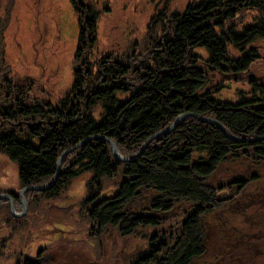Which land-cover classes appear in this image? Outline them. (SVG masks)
Listing matches in <instances>:
<instances>
[{
  "label": "trees",
  "instance_id": "trees-1",
  "mask_svg": "<svg viewBox=\"0 0 264 264\" xmlns=\"http://www.w3.org/2000/svg\"><path fill=\"white\" fill-rule=\"evenodd\" d=\"M69 1L79 16V35L74 80L61 105L30 98L36 89L27 84L34 78L15 79L10 65L3 57L0 61V75L5 76L0 89L22 90L8 97L9 90L0 100V153L16 164L20 188L0 193L10 195L19 212L22 189L50 185L24 193L27 213L22 217L12 214L7 199H0V230L8 232L0 234V264L13 263L8 245L29 229L32 215L41 221L48 208L56 209L59 225L69 222L66 207L71 206L84 213L80 221L88 223L85 233L99 251L110 231L129 243L138 237L146 241L132 249L126 264H197L210 250L208 217L236 203L254 179L216 186L211 181L220 167L232 158L264 165V79L250 73L261 58L256 46L264 42V0H201L168 17L164 8L149 24L152 42L141 63L108 58L95 68L87 59L96 42L98 14L85 0ZM246 12L257 16L244 28L242 20L235 21ZM8 21L0 20V42ZM209 73L227 82L245 79L250 97L218 101L222 85L207 88ZM180 116L173 131L157 135ZM105 139L127 158L147 145L133 162H122ZM85 175L91 179L84 196L67 204L66 195ZM108 183H115L114 193H108ZM140 191L157 196L136 213L128 207ZM183 202L194 207L188 215H177ZM161 224L174 231L163 239L150 237L148 228ZM125 246L116 264L123 262ZM14 264L39 263L19 253Z\"/></svg>",
  "mask_w": 264,
  "mask_h": 264
},
{
  "label": "rangeland",
  "instance_id": "rangeland-1",
  "mask_svg": "<svg viewBox=\"0 0 264 264\" xmlns=\"http://www.w3.org/2000/svg\"><path fill=\"white\" fill-rule=\"evenodd\" d=\"M199 1L201 0H85L98 14L96 42L92 54L87 59L88 65L95 68L108 58L125 64L133 61H136L135 64L141 63L143 54L152 42L150 37L153 35L150 37L147 35L149 24L157 14L164 8L168 9L167 17L174 12L181 13L189 3ZM243 16L235 23L240 24L242 20L241 25L245 28L255 21L257 14L246 12ZM5 18L9 21L3 31V41L0 42L3 52L2 55L0 53V61L3 57L4 62L10 65L15 79L19 75L34 78L27 84L36 89L30 98H37L42 102L49 101L54 106L61 105L74 80L73 67L78 46L79 16L73 5L69 0H0V20ZM158 21H161L160 16ZM257 45L261 58L253 65L250 73L262 82L264 42ZM201 54L205 57L204 52ZM4 77L2 73L0 87L5 83ZM208 79L207 88L222 85L217 96L218 101L237 103L242 97H250V88L245 79L227 82L211 73L208 74ZM19 91H22L21 88L0 89V100L7 93L8 97H14ZM128 97L129 95L124 96L123 99ZM118 98L121 99V95H118ZM220 168L219 173L211 181L216 186L234 180L250 179L253 176L254 179L248 184L249 187L243 196L226 208L232 206L229 210L224 209L208 217L206 222L209 220L211 222L210 250L207 257L197 264H264V165L232 158ZM17 170L16 164L0 153V191L20 190ZM90 179V175H85L74 183L66 195L67 204L74 203L84 196L85 185ZM115 183H108L110 185L108 193L116 191ZM227 192L228 190L222 191V195H226ZM155 196L156 192L140 191L139 198L128 208L136 213L146 210ZM20 202L22 203L21 198ZM58 203L62 204L60 201ZM193 207V204L183 202L177 207L176 214L183 215L187 212L185 215H188ZM66 209L71 215L69 222L59 221L61 223L59 225H55L56 209L48 208L45 220L36 221L38 219L35 215L30 217L29 229L16 235L8 245L13 255L12 264L15 263L17 254L24 253L25 257L34 258L39 250L42 252L41 258L38 259L43 260L46 257L42 264H116L117 253L123 245H127L124 260L121 262L126 264L131 259L135 246L147 244L144 240L138 241L141 237L130 243L123 241L117 232L110 231L101 240L102 249L99 251L97 243H90L88 232L85 233L88 223L80 221L84 213L78 209L73 210V206ZM14 210L16 211L15 208ZM22 210L23 204L19 212ZM46 223L53 226L46 227ZM171 224L175 227L177 223L175 221ZM0 226H3L1 218ZM166 227L162 224L149 227L148 232L152 233L150 237L158 235L159 240L165 237V233L174 231ZM0 234L6 235L8 232L2 229ZM168 238L167 236L165 239Z\"/></svg>",
  "mask_w": 264,
  "mask_h": 264
},
{
  "label": "water",
  "instance_id": "water-1",
  "mask_svg": "<svg viewBox=\"0 0 264 264\" xmlns=\"http://www.w3.org/2000/svg\"><path fill=\"white\" fill-rule=\"evenodd\" d=\"M182 118L183 117H178L176 120H175V122L173 123V125L170 127V128H168V129H166V130H163V131H161L159 134H157V135H160V134H165V133H169V132H171V131H173L177 126H178V124H179V122L182 120ZM212 123H216L215 121H211ZM217 124V123H216ZM222 129L225 131V129L222 127ZM107 140V139H106ZM108 142H109V144L111 145V147L113 148V150H114V152H115V155H116V158H117V160H119V161H122V162H133L135 159H136V157L137 156H139L141 153H142V151L144 150V148L146 147V145H147V143H145L143 146H142V148L140 149V151L138 152V154H137V156H135V157H132V158H127V157H123L122 156V154L120 153V151H119V149H118V147H117V145H116V143H114L112 140H107ZM67 152H65L64 154H66ZM61 159H62V156L60 157V160H59V162H58V166H59V168H60V162H61ZM50 186V185H49ZM49 186H46V187H26V188H24V189H22L21 190V193H20V198H21V201H22V204H23V210H22V212H16L15 210H14V204H13V198L10 196V195H0V198H5V199H8L9 200V202H10V205H11V211H12V214L14 215V216H18V217H21V216H23L24 214H25V211H26V200H25V198H24V193L26 192V191H30V190H35V191H40V190H42V191H45ZM46 259H44V260H38V259H36L35 260V262H44Z\"/></svg>",
  "mask_w": 264,
  "mask_h": 264
},
{
  "label": "flooded vegetation",
  "instance_id": "flooded-vegetation-1",
  "mask_svg": "<svg viewBox=\"0 0 264 264\" xmlns=\"http://www.w3.org/2000/svg\"><path fill=\"white\" fill-rule=\"evenodd\" d=\"M38 258H41L39 254H37L33 259L34 261ZM46 257L43 258V260L45 259ZM39 260V259H38ZM41 260V259H40ZM39 264H42L41 262H38Z\"/></svg>",
  "mask_w": 264,
  "mask_h": 264
}]
</instances>
